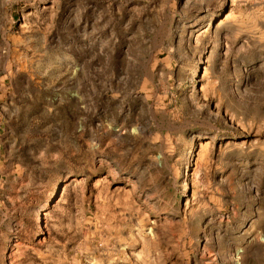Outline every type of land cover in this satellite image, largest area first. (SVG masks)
<instances>
[{"label":"rangeland","instance_id":"374dc122","mask_svg":"<svg viewBox=\"0 0 264 264\" xmlns=\"http://www.w3.org/2000/svg\"><path fill=\"white\" fill-rule=\"evenodd\" d=\"M0 264H264V0H0Z\"/></svg>","mask_w":264,"mask_h":264}]
</instances>
